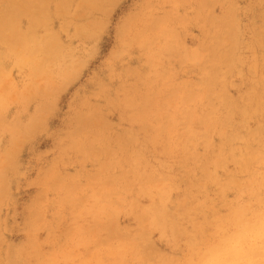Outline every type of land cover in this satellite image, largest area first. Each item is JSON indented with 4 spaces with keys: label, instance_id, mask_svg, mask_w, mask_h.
<instances>
[{
    "label": "rangeland",
    "instance_id": "1",
    "mask_svg": "<svg viewBox=\"0 0 264 264\" xmlns=\"http://www.w3.org/2000/svg\"><path fill=\"white\" fill-rule=\"evenodd\" d=\"M261 221L264 0H0V264H205Z\"/></svg>",
    "mask_w": 264,
    "mask_h": 264
},
{
    "label": "clouds",
    "instance_id": "2",
    "mask_svg": "<svg viewBox=\"0 0 264 264\" xmlns=\"http://www.w3.org/2000/svg\"><path fill=\"white\" fill-rule=\"evenodd\" d=\"M259 249L264 264V221L241 223L235 232L225 235L208 253L205 264H257L249 259Z\"/></svg>",
    "mask_w": 264,
    "mask_h": 264
}]
</instances>
